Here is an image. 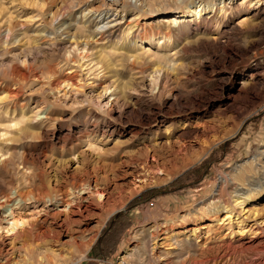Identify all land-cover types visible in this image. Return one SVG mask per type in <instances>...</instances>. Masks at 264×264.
Listing matches in <instances>:
<instances>
[{
  "label": "rangeland",
  "instance_id": "374dc122",
  "mask_svg": "<svg viewBox=\"0 0 264 264\" xmlns=\"http://www.w3.org/2000/svg\"><path fill=\"white\" fill-rule=\"evenodd\" d=\"M109 1L0 0V99L6 86L16 90L18 98L16 104L9 101L8 114L6 109H0V114L4 121L9 120V113L15 111L17 116L18 107H22L25 115L40 110L34 120L37 124L44 113L58 119L54 126L40 130L36 124L38 128L32 134L0 146V154L10 152L6 146L23 152L19 169L25 174L19 178L0 175V193L20 186L19 190L29 192L33 198L15 210L29 224L28 232L13 242L17 247L14 253L20 256L22 242L29 245V250L34 246L41 250L46 244L57 254L86 245L87 253L79 264H158L163 258L156 253L157 260L150 259L149 254L151 249L160 248L162 236L152 244L146 229L208 202L216 194L221 176L226 174L230 179V170L264 149V73L260 66H243L253 50L245 44L246 39H238L231 31L239 18H234L231 26L217 28L226 30L230 39L222 38L219 44L206 41V29L192 27L185 38L192 43L184 53L177 54L184 38L165 41L161 23L178 21L174 22L176 27L190 16L179 19L180 10L167 8L170 10L140 18L147 33L154 36L148 41L150 38L143 35L142 42L128 48L131 55L145 52L151 63L116 70L113 67L109 75L84 59L65 63L59 48L66 37L55 33V28L67 22L73 25L69 33L76 28L91 32L100 21L97 17L108 8L103 4ZM221 6L223 3L216 0L217 15L221 14ZM123 16L122 22L128 21L131 14ZM157 25L161 28L156 29ZM258 28L263 29L264 23ZM177 63L180 67L171 72L169 68ZM71 73L78 81L75 91L56 82ZM141 75L147 78L143 81ZM150 77H162V89H154ZM113 85L121 92L115 104ZM102 87L109 89L104 92ZM238 89L241 97L233 100ZM14 107L16 110H12ZM93 116L98 118L96 127L92 126ZM167 127L169 134L165 137ZM155 131L159 137L154 152L159 164L141 189L135 169L144 161L154 163L144 145H151ZM166 138L169 144H165ZM88 144L100 150L90 149ZM154 179L167 181L155 184ZM85 180L104 187L105 200L98 204L85 202L82 205L88 204L87 208L77 210L73 206L71 213L57 216L54 209L46 210L43 197L53 195H47L48 191H65ZM79 194L86 195L84 191ZM252 203L245 210L261 209L264 214V198ZM57 211L63 212V207L58 205ZM0 223L5 224L1 213ZM9 244L10 236L2 233L3 254L11 253ZM232 258L229 264H264V250L254 256L247 254L245 259L240 255ZM211 259V255H203L195 257V263L212 264ZM176 260L172 258L171 264H179Z\"/></svg>",
  "mask_w": 264,
  "mask_h": 264
},
{
  "label": "bare ground",
  "instance_id": "6f19581e",
  "mask_svg": "<svg viewBox=\"0 0 264 264\" xmlns=\"http://www.w3.org/2000/svg\"><path fill=\"white\" fill-rule=\"evenodd\" d=\"M215 1L216 0H154L151 2V0H111L109 3L103 4L108 8L104 11L103 15L101 14L97 17L100 21L96 23L94 30L87 34L81 28H76L74 33H69L73 25L67 22H62L55 28V33L61 32L60 35H65L66 37L65 40L61 41V48H59L60 57L65 63L75 62V59H84L92 63L95 67H98L101 71H105L108 75L111 71L113 72L116 70L117 67L121 68L125 65L133 67L143 63H151V60L147 61L149 59H147L148 56H146L147 54L145 52H141L139 55H131L128 48L131 44H135L138 41L142 42L143 35H147L148 38H150L147 39L148 41L154 36V34L150 33L151 31L149 32L150 34L147 33V28L144 24L140 23V18L172 8L180 10L177 15L179 19L185 20L190 16V20L179 23L176 27L173 25L175 24L174 22L178 21L163 20L161 24L164 27L165 33L162 38H164L165 41H170L172 38L174 39V37L176 40L184 38L185 41L192 27H195L193 28L195 30H197V28L199 29V27H201L202 30L206 29V41L211 44H219L222 38H225V41H230L226 30L220 31L217 28H219L220 25L226 27L231 26L233 19L239 18V21L233 25L231 31L236 34L238 39H246L245 44H249L253 50L249 59L243 63V66L246 67V64H254L260 66L262 69L261 72L264 73V28L261 30L258 28L264 23V0H240V2L236 0H220V3H223V6L218 9V12H221L220 15L215 13L217 11V8H214ZM127 13L131 14L130 19L122 22L124 20L123 15ZM117 15L119 16L117 17ZM155 28L158 29L161 27L157 25ZM172 33H174L175 36H172ZM117 37L121 42L117 41ZM199 38L197 40H199ZM196 42L197 41H194L193 43ZM191 43L192 42L185 41L181 44L177 54L181 52L184 53V49ZM49 45H51L52 48L55 47L53 42ZM178 67H180V65L177 63L174 67L171 66L169 69L173 72L178 70ZM166 75L167 74H164L163 77L165 78ZM252 76L253 75L249 76V80L252 79ZM146 78V76H142L140 79L144 81ZM149 80V84L152 83L151 85H153L152 87H154V89H158V87L162 86H160L162 77L158 79L150 77ZM56 82L58 86H62L64 89L67 88L68 91H75L78 81H76L75 75L71 73L57 78ZM244 82L242 83L243 85L245 84ZM123 87L124 86H122V88ZM108 89L109 87H102L104 92ZM239 90L241 89H238L237 94L232 96L233 100L241 97ZM112 91L111 95L113 96V103L115 104L121 92H118L117 85H113ZM158 92L159 90H157V93ZM16 96V90L7 86L5 87L3 98L0 99V109H6L5 114H8L10 110V100H13L15 104L18 103V98ZM95 104L99 106L98 101H95ZM18 109L19 114L17 116L14 115L15 111L9 113L12 115L9 120L6 119L7 122H5L6 120L4 121L0 114V146H4L6 143L10 145L17 142L19 139H23L25 135L32 134L38 125L39 130L47 126L52 127L58 120L57 118H52V115L44 113V117L41 118L37 124L34 120L38 117V111L40 110L25 115L23 114L22 107H18ZM12 110H16V108L14 107ZM93 118L92 126L96 127L98 118L96 116H93ZM36 124L37 126H35ZM157 129H159V127H157ZM156 131L153 134L155 138L149 141L151 145L149 147H145L146 145H144L145 150L149 148L151 152H149L150 157L154 160L155 164L153 162L149 163L144 161L140 167L135 169L138 182L141 183L138 188L141 189L143 185H147L146 182L151 178V170L156 167L155 165L159 164L157 163L158 159H156L157 156L154 152V149L158 145L157 140L159 137H156ZM163 133L165 137L168 136V127L164 129ZM169 143V138H166L165 144ZM6 147L8 148L6 150L10 152L6 151L0 154V175L16 178L24 176V172L19 169V163L24 159L23 152L17 147H12V150L10 147ZM88 147L90 149L95 148L94 150H100L94 144H88ZM83 153V151H79V154ZM230 171L232 177L228 179L226 174L221 176L216 194L213 195L208 202L202 203L198 208L187 210L186 213L180 217L161 219L160 222L146 229L148 242L154 244L160 236H162L160 239L163 241L160 243L161 250L160 248H155L153 250L149 249L150 259L155 258L156 253H158L163 258L161 260L159 257L160 260L158 264H171L172 258L177 259L178 261H176L179 264H197L195 263L197 260H195V257L209 254L212 256V264H229V259L232 258V256L235 257V255H240L245 259L247 254L254 256L264 250L263 211L256 208L245 210V207L254 200H263L264 198V149L256 153L251 160L243 162ZM157 181L166 182L167 180L157 179L153 181V183L156 184ZM16 187L17 190L9 189V191L6 190L0 193V213L4 214L5 220V224L0 223V237L2 233L10 236L9 245L12 247L10 254H3L0 249V264H79L82 262L87 253L85 249L86 245L75 246L71 253L64 252L57 254L55 250L48 247L46 244L42 245V248H40L41 250L35 246L29 250V245H25L22 242L20 246L23 251L22 256H20V253H14L17 247L15 248L13 242L21 239L22 236L28 232L29 228L27 221L21 216H17L15 210L23 206L25 201L33 200L29 192L19 190L20 186ZM105 190L104 187L102 188L97 185L96 182L91 185L89 180H85L80 182L77 186L71 187L65 191L61 189L48 191L49 194L47 195L51 193H53V195H51V197H43L44 200H46L45 208L46 210L54 209L55 216L65 212L71 213L73 211V206H75L77 210L80 208L85 209L89 206V203L98 204L105 200ZM83 191L86 193L85 196L79 194ZM134 193L133 191L130 195ZM85 202L88 204L82 205V203ZM58 205L63 207V212L57 211ZM113 209L109 210L108 213L114 211ZM206 221L207 223H205ZM186 224H192V226L187 228L185 227ZM12 254L15 256H12ZM21 257L23 259H21ZM123 258H125V256H123L122 259ZM155 260H157V258H155Z\"/></svg>",
  "mask_w": 264,
  "mask_h": 264
},
{
  "label": "trees",
  "instance_id": "16d2710c",
  "mask_svg": "<svg viewBox=\"0 0 264 264\" xmlns=\"http://www.w3.org/2000/svg\"><path fill=\"white\" fill-rule=\"evenodd\" d=\"M117 217H118V216H117ZM115 221H116V220H115ZM115 221H114V222H115ZM114 222H113V223H114Z\"/></svg>",
  "mask_w": 264,
  "mask_h": 264
}]
</instances>
